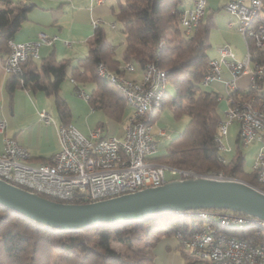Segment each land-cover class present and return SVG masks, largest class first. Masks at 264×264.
Returning a JSON list of instances; mask_svg holds the SVG:
<instances>
[{
  "label": "trees",
  "instance_id": "obj_1",
  "mask_svg": "<svg viewBox=\"0 0 264 264\" xmlns=\"http://www.w3.org/2000/svg\"><path fill=\"white\" fill-rule=\"evenodd\" d=\"M183 3L184 0H116L115 21L124 42L120 59L115 58L114 47L106 39L104 30L96 27L87 56L78 59L75 66L72 65L73 59L56 60L52 54L38 64L28 59L21 64L19 74L9 75L7 91L11 93L20 85L24 89L51 95L61 123L68 124L69 108L59 91L62 81L70 75L75 82L93 85L87 99L90 107L120 123L127 107L125 100L108 81L96 74V65L102 63L112 72L124 75L121 62L130 63L142 71L146 64L156 62L166 72L167 83L173 90L172 95L165 91L162 109L168 107L176 120L182 116H187L188 120L182 131L169 140L167 151L152 160L198 175L223 173L264 192V185L257 182L255 172L244 171L245 158L237 137L233 156L225 162L220 160L216 143L220 121L219 94L204 90L201 84L209 62L206 51L212 18L207 16L191 35H184L179 26L180 15L185 10L182 9ZM31 7L21 1L0 0V54L8 55V41L12 40ZM245 45L250 46V42ZM249 49L256 56L253 63L264 64V55L252 47ZM238 99L259 108L264 100V90L257 92L248 87ZM157 114L158 111L153 112L149 121L152 122ZM85 202L76 199L70 203ZM192 229L193 224L188 219L166 213L61 231L0 206V264H154L153 248L161 237L179 233L187 238ZM224 232L264 244V235L256 236L247 228ZM113 242L119 244L121 250H114L111 247ZM177 250L186 264H194L180 244Z\"/></svg>",
  "mask_w": 264,
  "mask_h": 264
},
{
  "label": "built area",
  "instance_id": "obj_2",
  "mask_svg": "<svg viewBox=\"0 0 264 264\" xmlns=\"http://www.w3.org/2000/svg\"><path fill=\"white\" fill-rule=\"evenodd\" d=\"M207 0H192L191 8L185 9L179 18V26L184 35H191L202 20ZM224 9L235 18L237 32L245 42L243 58L234 60L228 45L217 49L218 60H209L207 72L201 84L207 86L221 78V64H225L232 80L225 83L226 108L223 119L218 123L216 143L219 152L224 149L221 137L227 127L237 125V138L241 145H258L252 171L256 180L264 185V100L259 108H253L238 99L235 80L249 76V87L257 92L264 90V64L255 62L256 57L249 47L264 55V0H227ZM232 23H229L231 25ZM97 27V22H93ZM114 27V25H112ZM56 35L40 32L34 40L26 42L8 41L9 53L2 68L7 75L20 73L21 64L26 60L39 58L41 45H51ZM124 72H133L134 66L124 63ZM96 74L108 81L132 109L127 118L121 137L104 136L97 126L89 136L81 134L72 124H59L57 138L59 149L48 162L39 165L27 163L26 148L9 137H3L0 153V179L40 196L50 197L63 203L76 199L87 202L103 200L121 194L164 184L165 171L172 176L187 178L198 176L158 164L152 160L157 154V144L152 133L149 116L162 110L167 86V74L156 62L145 65L140 80H133L112 72L106 65L98 63ZM74 82L73 80H71ZM76 94L88 99L89 95L77 88ZM39 121L51 123L49 114L38 113ZM5 122L0 120V134L5 131ZM163 135V132H159ZM220 160L225 159L220 156ZM220 180H232L221 173L199 175ZM86 203V202H85ZM193 224L187 238L177 234L184 253L189 254L194 264H264V244L239 239L224 230H252L256 236L264 235V221L241 213L200 209L178 213Z\"/></svg>",
  "mask_w": 264,
  "mask_h": 264
},
{
  "label": "crops",
  "instance_id": "obj_3",
  "mask_svg": "<svg viewBox=\"0 0 264 264\" xmlns=\"http://www.w3.org/2000/svg\"><path fill=\"white\" fill-rule=\"evenodd\" d=\"M12 1H21L32 5L30 10L26 13L25 20L15 32L12 41L18 43L34 40L40 32L48 35H56L58 37L53 44L41 45L39 47V58L34 60L37 64L42 59L52 54L56 60L73 59L72 65L75 66L78 59L85 58L88 54L89 43L92 39L94 28H96L93 26V22H97V27H101L104 30L106 39L111 44L112 42L107 37V29L115 30L116 27L119 28L115 21L114 14L116 0ZM226 1L227 0H207L205 13L201 20V22L205 21L207 13V16L212 18V27L215 26L221 36L220 38L218 34H215L216 38L212 37L210 41L208 33L209 48L212 47V44H216L215 50L209 53L208 48L206 51L209 60H218L220 58L217 53V48L223 44L230 47L234 55V60L236 61L241 60L245 54V51H242L240 45L234 46L232 44L233 42L237 43L235 41V31L237 32V29L235 18L229 15L224 9ZM218 4L221 5L222 10H220ZM191 6L192 0H184L182 9H188L191 8ZM229 23L232 24L229 25ZM112 25H114V27H112ZM123 46L124 42L122 41V49ZM234 48H236L235 51ZM5 58L6 55L0 54V120L4 121L6 125L4 133L0 134V153L3 150V137L6 136L14 139L18 145L26 148L29 154V158L27 159L28 164L39 165L46 163L59 149L57 128L59 124H62L57 116L53 97L40 90L24 89L20 87V85L9 93L6 88L9 75H7L2 68ZM115 58L120 59V55L118 57L115 53ZM123 64L121 62V65ZM124 76L129 79L140 80L142 70L134 66V71L131 73L125 72ZM65 79H68L69 83L72 85L73 92L76 93L75 88H79V83L75 82L70 75ZM231 80L232 76L229 70L225 64H221L220 80L213 81L203 87L206 91L219 94L217 108L220 120L223 119V110L226 108L225 83ZM85 84H90L91 89L93 88L91 83H84L82 85ZM235 87L239 98L241 92L247 90L249 87L248 74L239 76L235 80ZM91 89L86 93H90ZM59 93L66 101L69 108L70 119L68 123L72 124L81 134L89 136L93 129L100 126L103 131L102 135L104 136L121 137L123 135L124 126L132 110L125 116L122 126L120 127L119 124L121 122L117 123L109 119L100 110L90 107L87 101L79 100L63 91L62 83L60 84ZM69 100L74 105V109L69 106ZM41 111H45L49 114L51 118L50 124L45 125L39 121L38 113ZM153 122H151V124ZM159 132H163L164 134L160 135ZM152 133L157 144V154L155 156L164 154L167 151L168 142L172 137L169 138L170 136L166 135L164 130L156 129L153 124ZM163 137L168 138V142H166ZM178 244L179 239L177 236L161 237L153 248L154 264H186L184 259L179 255L177 250Z\"/></svg>",
  "mask_w": 264,
  "mask_h": 264
},
{
  "label": "water",
  "instance_id": "obj_4",
  "mask_svg": "<svg viewBox=\"0 0 264 264\" xmlns=\"http://www.w3.org/2000/svg\"><path fill=\"white\" fill-rule=\"evenodd\" d=\"M0 206L61 231L200 209L226 210L264 221L263 191L239 179L199 175L86 203L56 202L0 179Z\"/></svg>",
  "mask_w": 264,
  "mask_h": 264
},
{
  "label": "rangeland",
  "instance_id": "obj_5",
  "mask_svg": "<svg viewBox=\"0 0 264 264\" xmlns=\"http://www.w3.org/2000/svg\"><path fill=\"white\" fill-rule=\"evenodd\" d=\"M218 5H219L218 7H220V10H222L221 5L220 4H218ZM262 14L264 15V13H262ZM206 17H207V13H206ZM107 33H108L107 37L109 38V40L114 45L115 53L119 57L121 49H122V41H123L122 33L120 32L118 27H116L115 30L107 29ZM215 34L219 35V32L217 31V28H215V26H214L209 31V40L210 41L212 40V37H215ZM235 35H236L235 41L237 43L233 42L232 44L234 46L240 45L242 51L244 50L246 52L244 39L236 31H235ZM219 37L221 38L220 35H219ZM215 45L216 44L211 45L212 47L208 49L209 53L211 51L215 50ZM223 45H225V44H223ZM235 50H236V48H234V51ZM65 86H66V90H65ZM78 87L80 90L84 91L85 93L89 92V90L91 89L90 84L82 85L79 83ZM62 89H63V91H65L66 93L71 95L72 97H76L79 100H84L85 102L87 101L83 97H80L79 95H77L76 93L73 92L72 85H71V83H69L68 79H65L62 82ZM166 91L169 95H172V93H173L172 87L169 83H167ZM87 94H89V93H87ZM68 104H69V106L73 107V109H74V105L72 104V102H70V100H69ZM131 110L132 109L129 106L126 107L122 122L124 121L125 116L131 112ZM187 120H188L187 116H182L179 120L174 119L172 117L168 107L164 106L163 109L158 111V114L155 115L154 119L152 120V122L154 121L152 124L156 127V129L164 130L165 134L169 135L170 136L169 138H171V137L176 136L178 133H180L182 131ZM122 122L119 124L120 127L122 126ZM236 129L237 128H236L235 123L230 124L227 127L226 135L221 137V143H222L223 148H224L221 151V156L227 161L233 156V154L235 152V146H236L235 141H236V131H237ZM164 138H165V141L168 142L169 139L166 137H163V139ZM257 149H258V145L256 143H252V144H249L247 146L240 145V151L245 158L244 164H243L244 171L250 172L252 170V165H253L254 160H255ZM158 164H160V163H158ZM221 174L223 175V173H221ZM223 176L232 177L233 179H239V178H235V177L229 176V175L228 176L223 175ZM178 178H180V177L179 176H172L168 173V171H165V181H169L172 179H178ZM239 180H242V179H239ZM242 181H244V180H242ZM244 182H246V181H244ZM246 183H248V182H246ZM111 247L117 251L121 250V246L117 243H114V242L111 243ZM178 252H179V255L181 256L180 251H178ZM191 259L193 260L194 258L191 257Z\"/></svg>",
  "mask_w": 264,
  "mask_h": 264
}]
</instances>
